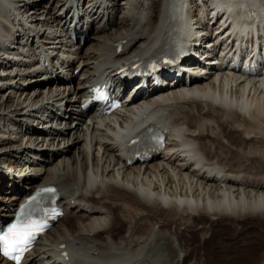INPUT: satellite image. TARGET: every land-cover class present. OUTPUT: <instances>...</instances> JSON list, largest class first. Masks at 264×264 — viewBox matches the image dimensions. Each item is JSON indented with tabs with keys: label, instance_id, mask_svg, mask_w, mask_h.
Segmentation results:
<instances>
[{
	"label": "bare ground",
	"instance_id": "obj_1",
	"mask_svg": "<svg viewBox=\"0 0 264 264\" xmlns=\"http://www.w3.org/2000/svg\"><path fill=\"white\" fill-rule=\"evenodd\" d=\"M201 1L228 10L240 44L252 32L264 40V0ZM195 2L0 0V220L40 184L57 187L63 209L21 264H264V176L243 164L264 159V145L245 156L233 139L264 143V50L249 60L250 72L261 63L256 74L227 68L223 54L188 84L139 92L112 115L79 109L91 82L172 53ZM74 8L72 38L64 15ZM204 43L215 50L211 34ZM33 125L43 129L29 133ZM159 125L165 149L127 164L129 138Z\"/></svg>",
	"mask_w": 264,
	"mask_h": 264
},
{
	"label": "snow or ice",
	"instance_id": "obj_2",
	"mask_svg": "<svg viewBox=\"0 0 264 264\" xmlns=\"http://www.w3.org/2000/svg\"><path fill=\"white\" fill-rule=\"evenodd\" d=\"M40 225L21 222L10 226L5 234H0V253L9 255L12 251H23L30 238L40 230ZM17 261L19 257H13Z\"/></svg>",
	"mask_w": 264,
	"mask_h": 264
},
{
	"label": "rangeland",
	"instance_id": "obj_3",
	"mask_svg": "<svg viewBox=\"0 0 264 264\" xmlns=\"http://www.w3.org/2000/svg\"><path fill=\"white\" fill-rule=\"evenodd\" d=\"M52 5H53V3H52ZM12 22V21H11ZM12 24L13 25H15L16 23H13L12 22ZM5 28H8L7 27V25H5ZM235 137L233 138L234 139V141L238 144V146L237 147H239V148H243V150H242V152L243 153H245L246 152V155L245 156H251V155H253V154H255V153H258L257 152V150H256V148L258 149H261L260 148V146H262V145H264V143H263V141L262 140H260V143L261 144H257L256 143V139H252V142L251 141H247V142H244V144H243V140H241L240 138V136H238V135H234ZM238 137V138H237ZM240 137V138H239ZM262 141V142H261ZM245 146V147H244ZM249 147V148H248ZM247 149V150H246ZM254 150V151H253ZM245 151V152H244ZM253 152V153H252ZM264 159H261L260 157H255L254 159H250V161L248 160V161H246V162H244L243 164H244V166H245V168L244 169H247V172L246 173H249V174H252V175H254V176H264V162H262ZM11 168V167H10ZM12 170H13V168H11ZM251 175V176H252ZM3 196V195H2ZM5 196V197H4ZM3 197L4 198H6V196H8L7 194H5ZM9 204V203H8ZM72 220V218L70 219V220H67V221H71ZM199 224V223H198ZM220 234L221 236H222V238H223V240H228V239H233L234 238V233H232L230 230H218V231H216V233H215V235H217V234ZM223 233H226V235H230V236H228L229 238H226V237H224L223 236ZM218 234V235H219ZM216 238V237H215ZM215 238H213V239H215ZM255 240H257V239H255ZM213 241V240H212ZM214 242V241H213ZM200 243V240L199 239H194V240H192L191 242H189V244H191V245H193V244H199ZM255 243H257V242H255ZM256 246V245H255ZM196 248L195 249H198V246L196 245L195 246ZM197 252H199V251H197ZM182 255H183V253H182Z\"/></svg>",
	"mask_w": 264,
	"mask_h": 264
}]
</instances>
